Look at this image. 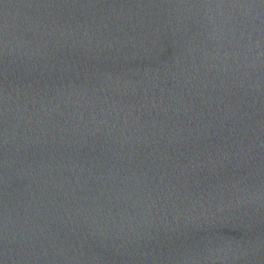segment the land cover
Masks as SVG:
<instances>
[{
    "label": "water",
    "instance_id": "1",
    "mask_svg": "<svg viewBox=\"0 0 264 264\" xmlns=\"http://www.w3.org/2000/svg\"><path fill=\"white\" fill-rule=\"evenodd\" d=\"M0 264H264V0H0Z\"/></svg>",
    "mask_w": 264,
    "mask_h": 264
}]
</instances>
